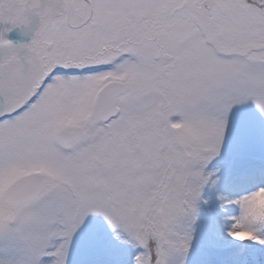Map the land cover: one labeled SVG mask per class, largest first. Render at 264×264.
<instances>
[{"label": "snow or ice", "instance_id": "obj_1", "mask_svg": "<svg viewBox=\"0 0 264 264\" xmlns=\"http://www.w3.org/2000/svg\"><path fill=\"white\" fill-rule=\"evenodd\" d=\"M260 195L264 0H0V264H264Z\"/></svg>", "mask_w": 264, "mask_h": 264}, {"label": "clouds", "instance_id": "obj_2", "mask_svg": "<svg viewBox=\"0 0 264 264\" xmlns=\"http://www.w3.org/2000/svg\"><path fill=\"white\" fill-rule=\"evenodd\" d=\"M256 204L261 208L264 209V195H260L257 197L256 199ZM238 235H240L241 237H243L244 235H246V233H238Z\"/></svg>", "mask_w": 264, "mask_h": 264}]
</instances>
